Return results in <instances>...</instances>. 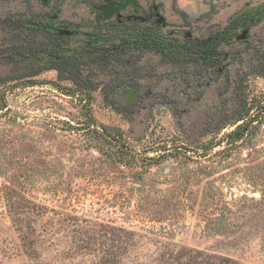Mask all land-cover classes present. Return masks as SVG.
Masks as SVG:
<instances>
[{
  "label": "rangeland",
  "instance_id": "374dc122",
  "mask_svg": "<svg viewBox=\"0 0 264 264\" xmlns=\"http://www.w3.org/2000/svg\"><path fill=\"white\" fill-rule=\"evenodd\" d=\"M103 1L0 0V264H264V13L216 67L155 49L53 60L109 31ZM141 1L179 43L264 5ZM40 16L80 32L27 35ZM248 109L257 120L227 140Z\"/></svg>",
  "mask_w": 264,
  "mask_h": 264
},
{
  "label": "trees",
  "instance_id": "16d2710c",
  "mask_svg": "<svg viewBox=\"0 0 264 264\" xmlns=\"http://www.w3.org/2000/svg\"><path fill=\"white\" fill-rule=\"evenodd\" d=\"M263 13L264 5L247 15L233 17L227 26L218 31L211 40L196 42L187 40L179 43L178 39L173 37L168 38L167 35L163 34L161 28L148 26L129 30L109 28V31L102 35L97 32H87L86 44L79 52H73L69 56H61V49L57 45H54L49 47L48 55L53 60L64 57L65 60L61 64L66 67H74L76 61L82 59L108 63L114 56L125 53L129 49H155L162 54L164 60L203 63L216 67L220 56V46L231 40L239 27L249 28L251 25L257 23ZM10 19L17 21L15 18ZM25 22L27 23L26 33L29 36L35 31L53 37L57 42L61 38H64V36H68L64 32L67 29L62 30L56 26L50 17L28 18ZM79 32V30H71V33ZM116 33H119V35H116ZM106 43L108 44L106 45ZM13 55L14 58L19 57L20 51L14 52ZM256 116L252 115L250 109L239 114L235 118L236 122H234L238 123L243 120V123L238 124L234 130L228 132L225 138L229 141L241 139L255 120H257Z\"/></svg>",
  "mask_w": 264,
  "mask_h": 264
},
{
  "label": "flooded vegetation",
  "instance_id": "af4514ba",
  "mask_svg": "<svg viewBox=\"0 0 264 264\" xmlns=\"http://www.w3.org/2000/svg\"><path fill=\"white\" fill-rule=\"evenodd\" d=\"M126 4V7L121 9H116L119 5ZM98 7L113 8L114 11L110 18H105V11L99 9ZM96 14L99 20L110 23L111 28L113 29H133L139 27H154L162 28L166 25L167 21L165 16L162 13V8L158 4L150 3L147 8L141 0H104L101 4L95 7ZM107 11V9H106ZM66 30V29H65ZM67 31H70L67 33ZM64 31L67 35L71 34V29ZM216 34V33H215ZM211 34L206 39H198L196 41H205L211 40L215 35ZM187 40L193 38L192 33L187 32L185 34ZM186 40V41H187ZM185 42V41H184Z\"/></svg>",
  "mask_w": 264,
  "mask_h": 264
},
{
  "label": "water",
  "instance_id": "95a60500",
  "mask_svg": "<svg viewBox=\"0 0 264 264\" xmlns=\"http://www.w3.org/2000/svg\"><path fill=\"white\" fill-rule=\"evenodd\" d=\"M124 7H126V4H124V5H119L116 9H121V8H124ZM99 9H101V10H104L105 11V18L106 19H108V18H110L111 17V15H112V13H113V11H114V9L113 8H105V7H98ZM106 9H107V11H106ZM70 31H67V33H69Z\"/></svg>",
  "mask_w": 264,
  "mask_h": 264
}]
</instances>
